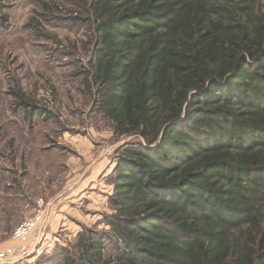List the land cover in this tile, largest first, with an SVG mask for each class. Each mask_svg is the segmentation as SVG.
Returning <instances> with one entry per match:
<instances>
[{"label": "trees", "instance_id": "trees-1", "mask_svg": "<svg viewBox=\"0 0 264 264\" xmlns=\"http://www.w3.org/2000/svg\"><path fill=\"white\" fill-rule=\"evenodd\" d=\"M99 110L126 145L117 250L66 264H264V0H90ZM109 236V237H108Z\"/></svg>", "mask_w": 264, "mask_h": 264}, {"label": "rangeland", "instance_id": "rangeland-1", "mask_svg": "<svg viewBox=\"0 0 264 264\" xmlns=\"http://www.w3.org/2000/svg\"><path fill=\"white\" fill-rule=\"evenodd\" d=\"M97 46L90 0H0V252L13 253L2 264H66L84 235L112 236L118 157L142 137L99 110Z\"/></svg>", "mask_w": 264, "mask_h": 264}, {"label": "built area", "instance_id": "built-area-1", "mask_svg": "<svg viewBox=\"0 0 264 264\" xmlns=\"http://www.w3.org/2000/svg\"><path fill=\"white\" fill-rule=\"evenodd\" d=\"M37 220L38 217L32 218L23 225H21L16 232V236L22 240H26L27 233L32 229L33 226H35V224L38 223ZM20 252H22L23 255L27 254V249L24 245H21ZM12 254H13L12 251H10L9 249L7 251H1L0 264H2L4 261H7Z\"/></svg>", "mask_w": 264, "mask_h": 264}]
</instances>
